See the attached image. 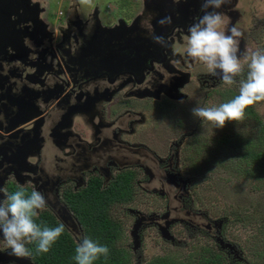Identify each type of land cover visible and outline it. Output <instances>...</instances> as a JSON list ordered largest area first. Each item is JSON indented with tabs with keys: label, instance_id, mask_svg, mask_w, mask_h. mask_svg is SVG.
<instances>
[{
	"label": "rangeland",
	"instance_id": "obj_1",
	"mask_svg": "<svg viewBox=\"0 0 264 264\" xmlns=\"http://www.w3.org/2000/svg\"><path fill=\"white\" fill-rule=\"evenodd\" d=\"M200 1L178 0L174 4L169 1L165 6L168 5L169 11L174 7L175 19L179 21L185 17L177 14L178 8H189L191 4L196 5L197 10L200 7L192 20L203 15ZM69 2L72 0H66L63 6ZM229 2L216 11L227 18V28L236 27L243 33L238 56L264 50V0H238L235 7ZM53 5L56 8L52 12L55 13L53 18L64 17L62 7L54 2ZM79 5L94 10L96 2L90 0V3ZM145 5L144 0H103L104 24L115 16L124 15L134 16V19L139 17L135 21L136 27L132 29L133 25H126L125 21L110 27L100 25L99 31L106 35L102 39H88L86 51L81 49L77 54L79 60L74 66L77 71L89 72L90 77L118 75L130 57L135 59L134 55H137L139 59L138 55L145 53L150 45L153 56L157 57L158 44L152 37L157 35L158 20L167 17L169 12L162 10L161 14H156L153 6L163 7V2L156 1L150 8ZM116 26L122 29L120 33L129 34L132 39L135 37L137 43L125 39L122 44L119 36L114 38V35L110 36L112 39L107 38L109 32L104 30L118 32L114 31ZM125 28L133 31L128 33L130 30L125 31ZM138 32L148 38L139 39ZM180 39L178 37L177 42ZM123 50L130 55L120 60L117 55ZM169 55L171 57V52ZM175 55L185 64L188 79L183 77L179 86L177 81L174 82L176 96L167 94L166 99L175 100L170 107L174 113L163 117L161 112L163 125L155 130L157 138L152 135L147 138L143 134L147 131H119V143H128L135 150L134 155L109 150L105 154L107 160L103 158L102 161V166L108 169L109 182L114 177L125 176L130 186L128 199L110 204L107 210L111 223L118 230L117 246L126 251L128 264H147L155 258L177 262L206 255H219L225 259V264H264V166L259 172L255 171L256 163L252 159L254 154L261 158L259 161H264V101L250 107L256 118L246 112L244 120L226 122L223 128L195 118L193 107L219 106L238 95V82L245 78L247 66L245 64L244 73L237 77L238 82L228 86L218 76L211 75L204 65L191 61L185 52L182 56ZM124 69L130 71L127 66ZM137 70L141 71V68ZM128 78L124 75L121 81ZM109 88L114 86L109 83ZM145 97L149 98V94L138 98ZM106 117L102 122L111 125V117ZM110 127H115V123ZM166 131L170 136L163 138ZM40 152V155L44 154L43 150ZM95 170L92 167L85 175ZM11 171L13 168L8 170L6 177L10 185L19 183L23 187L25 184L33 187L27 176L18 179ZM100 179L104 183V178ZM104 184L102 188L106 187ZM0 193L4 194L3 187H0ZM77 236L80 234L72 235L75 244ZM0 240L3 241L2 234ZM4 243L0 242V247ZM3 249H0V264H31L27 257L18 258L10 254V249Z\"/></svg>",
	"mask_w": 264,
	"mask_h": 264
},
{
	"label": "flooded vegetation",
	"instance_id": "obj_2",
	"mask_svg": "<svg viewBox=\"0 0 264 264\" xmlns=\"http://www.w3.org/2000/svg\"><path fill=\"white\" fill-rule=\"evenodd\" d=\"M144 1L147 8L156 1L163 2V7L153 6L157 15L162 10L169 12L167 17H171V24L161 26L156 23L157 35L167 38V46H157V57L152 54V46H146L148 49L138 55L139 59L137 55H134L135 59L130 57L115 76L102 74L90 77L89 72H79L74 67L79 60L76 59L77 54L81 49L86 51L88 39H102L106 35L99 31L100 25L110 27L125 21L126 25H133L132 29L136 27L135 21L139 17L134 19V16L124 15L115 16L108 23L105 20L107 24H104L100 0H95L94 10L83 8L81 0H72L73 5L69 2L67 7V4L57 3L62 7L64 17L54 18L55 13L52 12L56 8L50 0H22L19 10H14L11 15L14 23V30L11 31L18 42L13 43L9 35L0 39V173L3 174L0 176V187L4 189L0 200L6 201L12 190L21 188L28 193L32 190L43 193L48 201V211L44 209L40 213H47L56 224L62 221L66 226L65 232L71 238L78 233L82 236L71 201L75 206L77 194L86 192L89 183L95 182V188L101 191L115 181L125 179L126 188L130 190L128 178L118 176L109 182L108 169L102 166L109 150L135 153L128 143H119V131L141 130L147 131L143 133L147 138L151 135L156 137V128L163 125L160 122L161 112L163 117L170 113L175 101L166 99L167 94L176 96L174 82L177 81L179 86L183 77L188 79L186 66L175 53L182 56L185 52L184 38L188 27L195 21L190 19L200 7L197 10V6L191 4L189 8H178L177 14L185 17L179 21L175 19L174 7L169 11L168 5L165 6L169 1L174 4L178 0ZM227 1H230L231 7L238 4V0ZM132 29L125 28V31L130 30V33ZM119 30L122 29L117 26L114 31L118 32L106 30L109 32L107 38L112 39L110 36L114 35V38L119 36L122 44L126 40L137 43L135 37L132 39ZM178 37L180 42L176 40ZM138 38L144 40L148 37L138 32ZM128 55L129 52L123 50L117 56L124 60ZM126 66L130 71H124ZM132 68L135 70L131 71ZM137 68L141 71H136ZM124 75L129 78L122 82ZM109 83L114 86L113 89L109 88ZM146 93L149 98H138ZM106 115L111 117L115 127L102 122L103 118L107 119ZM169 136L166 131L163 138ZM41 150L43 155H40ZM92 167L96 169L95 174L85 175ZM11 168L18 179L27 176L33 187L26 184L23 187L19 183L10 185L6 177ZM99 175L104 178L105 184L101 183ZM103 184L105 188H102ZM127 199L126 196L122 202ZM115 203L120 202L111 203V206ZM118 241L119 238L116 239V246ZM1 248L9 249L6 243Z\"/></svg>",
	"mask_w": 264,
	"mask_h": 264
},
{
	"label": "clouds",
	"instance_id": "obj_3",
	"mask_svg": "<svg viewBox=\"0 0 264 264\" xmlns=\"http://www.w3.org/2000/svg\"><path fill=\"white\" fill-rule=\"evenodd\" d=\"M90 3V0H81ZM227 0H202L203 15L188 27L185 37V54L191 61L204 65L213 76H218L224 85L236 84L239 80V93L233 99L219 106L192 108V115L213 127L223 128L226 122L245 119L246 109L264 101V50L240 54L239 44L243 33L236 27L227 28V18L216 11ZM211 10V11H210ZM158 24H171V17H163ZM228 33V34H226ZM153 42L167 46L165 36L153 35ZM242 60L244 63H242ZM48 207L45 195L37 190L26 194L23 188L8 195L0 202V234L10 249V254L18 257L31 255L27 244H35L37 253L49 252L51 246L65 232L61 221L55 227H41L35 222L40 212ZM77 246L73 259L76 264H94L101 256L107 257V246L99 245L86 236H77Z\"/></svg>",
	"mask_w": 264,
	"mask_h": 264
},
{
	"label": "trees",
	"instance_id": "obj_4",
	"mask_svg": "<svg viewBox=\"0 0 264 264\" xmlns=\"http://www.w3.org/2000/svg\"><path fill=\"white\" fill-rule=\"evenodd\" d=\"M246 112L256 118L250 107L246 109ZM252 156L253 161L256 163L254 169L259 172L261 167L264 166V161H259L261 158L256 157L257 155L253 154ZM12 191L15 192L16 190ZM128 192L125 179H119L101 191L95 188V182H91L86 192L77 194L75 206L73 201H71V206L82 229V236L92 239L99 245L107 246L109 249L107 257L101 256L94 264L129 263L128 255L115 244L118 238V230L107 215L108 205L114 202H122ZM26 194L30 193L26 192ZM35 222L41 227H55L57 225L47 213H40L35 218ZM76 246L77 244L74 243L73 238L64 232L47 253H37L34 243L28 244L26 247L31 252L28 257L32 264H76L73 259ZM147 264H225V259H221L219 255L198 256L197 259L189 258L188 260L183 259L177 262L166 258H155L151 259V262Z\"/></svg>",
	"mask_w": 264,
	"mask_h": 264
},
{
	"label": "water",
	"instance_id": "obj_5",
	"mask_svg": "<svg viewBox=\"0 0 264 264\" xmlns=\"http://www.w3.org/2000/svg\"><path fill=\"white\" fill-rule=\"evenodd\" d=\"M19 4L22 5V0H0V39L1 37H7V35H9L8 37L11 36L10 39L13 40V43L18 42V38L15 37L14 32L11 31V29L14 30V23L11 21V15L14 13V10H19ZM100 29L102 28L100 27Z\"/></svg>",
	"mask_w": 264,
	"mask_h": 264
},
{
	"label": "crops",
	"instance_id": "obj_6",
	"mask_svg": "<svg viewBox=\"0 0 264 264\" xmlns=\"http://www.w3.org/2000/svg\"><path fill=\"white\" fill-rule=\"evenodd\" d=\"M66 0H57V2L56 1H54V0H50V2H54V3H59V4H62V3H64ZM100 4H103V0H100ZM108 4H111V2L110 3H108ZM110 6V5H109ZM98 8V7H97ZM145 8H147L146 6H145ZM102 9V8H101ZM141 10H142V7H141Z\"/></svg>",
	"mask_w": 264,
	"mask_h": 264
}]
</instances>
